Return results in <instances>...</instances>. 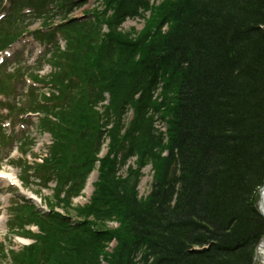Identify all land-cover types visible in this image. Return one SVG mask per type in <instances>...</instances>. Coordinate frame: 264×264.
Here are the masks:
<instances>
[{
	"label": "trees",
	"instance_id": "1",
	"mask_svg": "<svg viewBox=\"0 0 264 264\" xmlns=\"http://www.w3.org/2000/svg\"><path fill=\"white\" fill-rule=\"evenodd\" d=\"M102 1L94 20L60 26L67 50H53L50 78L32 75L59 90L44 105L32 89L27 108L46 115L42 127L54 137L38 176L45 187L52 177L58 184L51 213L31 202L14 209L10 229L35 242L11 251L12 264H253L264 237V0ZM50 3L72 11L85 1L33 2ZM38 14L48 25L52 14ZM135 15L143 29L123 31ZM104 93L111 102L101 113ZM134 157L136 167L118 174ZM97 163L90 202L74 206ZM150 164L152 188L142 197Z\"/></svg>",
	"mask_w": 264,
	"mask_h": 264
},
{
	"label": "rangeland",
	"instance_id": "2",
	"mask_svg": "<svg viewBox=\"0 0 264 264\" xmlns=\"http://www.w3.org/2000/svg\"><path fill=\"white\" fill-rule=\"evenodd\" d=\"M161 0H151V3H159ZM3 1H0V12L2 11V4ZM97 8L98 10L103 8V4L101 0H88L87 4L81 8H78L71 16L72 17H89L92 18V11ZM5 13H7V11H5ZM24 25L26 24L28 26V30L31 33H34V31H38V30H42L43 25H42V21L41 20H35L32 17H27L23 20ZM56 23H60L61 20L57 17L55 19ZM145 25V22L142 21V19L138 16H134L132 18H127L126 22H124V24L121 25V29L125 32L130 31L132 28H134L137 32L141 31L143 29ZM120 29V30H121ZM56 39L54 42H56V40H61L62 36L57 34L56 35ZM31 39L32 40V36H24V38L20 41V43L17 46L13 47V50L15 52L13 58L8 59L6 61V63L3 65L2 70H0V76H2L5 71L11 73L14 72L13 69L14 68H28L29 71L28 74L31 73H40L41 76H46L47 74H49V72L52 70L50 69V66L48 64L46 65H42L39 64V60L37 61L36 59L33 60L34 58V51L32 50V45L30 43H25L24 39ZM62 42V40H61ZM52 45L54 43H51ZM47 47H48V51L46 52L45 58L48 56L49 51L51 50V46L50 43H46ZM62 45H65L64 43H62ZM41 59V58H40ZM43 60V59H41ZM37 61V62H36ZM36 62V63H35ZM39 62V63H38ZM42 66V67H41ZM25 69V70H26ZM26 71H24L25 73ZM27 82L25 81H16L15 83H13V88L17 87V90L15 88V92L17 94H15L13 92L14 89H12V93L14 94L13 98L16 96V100L17 103H19V101L23 98V96L26 94L25 90H26V86H27ZM1 108H3L2 105H0V114L1 115H6L7 112L1 111ZM132 114L133 111L130 112L127 111L126 117H127V121L132 119ZM14 116L11 117H0V124H2L3 122H7L4 125H6V128L2 131L4 134V136L6 137V142L4 144L0 145V171H11L14 172L19 180L22 178H26L24 176H26L25 173V165L27 166V164L29 165H33V163L35 162V158H38L39 155L42 154H46L45 151H47L48 149V140L46 139L47 135H45L43 132H40V128H38L37 130V125H38V121H39V117L35 118L32 117V120H28L29 122L27 123H22L20 122L17 118L14 119ZM12 119H14L13 122H11ZM9 123H12V126L7 127V125H9ZM156 128L162 130V131H166V125L163 121L159 120V122H156L155 125ZM0 134H1V129H0ZM25 139H29L32 140L34 139L35 143L37 145H35L33 148L25 153V155L21 152V149L23 147L22 143L23 141H25ZM25 143V142H24ZM42 144H44V147L42 146ZM136 161H137V157L136 158H131L129 160V164H131L132 166L136 167ZM127 169L128 167H125L123 169H121L118 173L122 176H126L127 173ZM34 171L31 172V175L28 177V182H30V186L29 188H26L25 190L28 192H32L34 195H36L41 201H43L44 206H46V199L50 198L53 194V190H50L52 188L55 187V182L51 181V183L49 184V188L50 189H40V187L37 185L39 184L40 180L38 178H36L35 176H33ZM142 174L144 175L139 183V196L142 197H148V195L151 192V188H152V182H153V172H152V165H148L145 168L142 169ZM27 182V181H26ZM20 196L21 193L20 191L15 188V187H11V186H5L2 185L0 183V218H5V224L0 226V242L3 241L6 243L7 246H9V242L10 239L12 241V236L11 233H9L8 230V221L9 218L11 216V213L9 211L10 208H12V206L14 204H16L17 202L20 201ZM74 204L76 206L79 205H85V203H87L88 199V195L87 192L85 190V192L83 193V196H79V197H74ZM116 227H118V224H115ZM7 239H9V242H6ZM27 239H24L23 237L21 238H15L12 241V248L19 250L23 247V245L28 244V241H26ZM263 260L261 259H257L256 261L254 260L253 264H262ZM0 264H11L10 259H6V258H2L0 257Z\"/></svg>",
	"mask_w": 264,
	"mask_h": 264
},
{
	"label": "bare ground",
	"instance_id": "3",
	"mask_svg": "<svg viewBox=\"0 0 264 264\" xmlns=\"http://www.w3.org/2000/svg\"><path fill=\"white\" fill-rule=\"evenodd\" d=\"M106 149L104 150L103 154L105 153ZM98 178V172L95 171L91 176H90V179L88 181V184H87V189H86V192L89 195H91V193L93 192V184L95 183V181L97 180ZM0 183L2 185H5V186H8V185H17V187L21 186V180H19L18 176L14 173V172H11V171H3V172H0ZM260 206H261V209H262V212L264 213V187L262 189V193H261V197H260ZM5 224V218H0V226L4 225ZM257 257L261 260H263V263L264 264V238L262 240V242L259 244V248H258V251H257Z\"/></svg>",
	"mask_w": 264,
	"mask_h": 264
},
{
	"label": "water",
	"instance_id": "4",
	"mask_svg": "<svg viewBox=\"0 0 264 264\" xmlns=\"http://www.w3.org/2000/svg\"><path fill=\"white\" fill-rule=\"evenodd\" d=\"M264 185L260 188V194L259 196L261 197V193H262V189H263ZM261 202H260V198H259V212L261 213V215L264 217V213L262 212V209H261V206H260ZM257 251L258 249L256 250V259H257Z\"/></svg>",
	"mask_w": 264,
	"mask_h": 264
}]
</instances>
